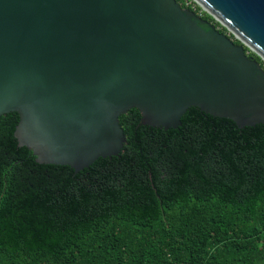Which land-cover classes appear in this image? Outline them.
<instances>
[{
    "label": "water",
    "instance_id": "1",
    "mask_svg": "<svg viewBox=\"0 0 264 264\" xmlns=\"http://www.w3.org/2000/svg\"><path fill=\"white\" fill-rule=\"evenodd\" d=\"M193 1L234 38L177 0H0V117L19 114V145L79 173L120 156L133 109L165 130L191 108L264 125V0Z\"/></svg>",
    "mask_w": 264,
    "mask_h": 264
},
{
    "label": "trees",
    "instance_id": "2",
    "mask_svg": "<svg viewBox=\"0 0 264 264\" xmlns=\"http://www.w3.org/2000/svg\"><path fill=\"white\" fill-rule=\"evenodd\" d=\"M181 121L144 126L133 109L120 156L76 173L39 164L19 114L1 116L0 264H264V125L199 108Z\"/></svg>",
    "mask_w": 264,
    "mask_h": 264
},
{
    "label": "rangeland",
    "instance_id": "3",
    "mask_svg": "<svg viewBox=\"0 0 264 264\" xmlns=\"http://www.w3.org/2000/svg\"><path fill=\"white\" fill-rule=\"evenodd\" d=\"M185 2H186V5L187 6H192L194 9H197L198 7H200L198 4H196L193 0H185ZM201 8V7H200ZM202 13H205V11H203L202 9H201V11H200V15H202ZM216 26H217V24L216 23H214ZM219 24V23H218ZM219 27H221V28H223L221 25L219 26ZM226 34H228V35H231L228 31L226 32Z\"/></svg>",
    "mask_w": 264,
    "mask_h": 264
}]
</instances>
